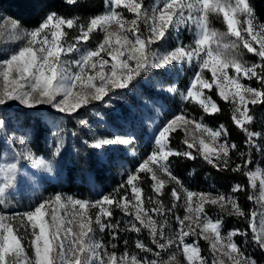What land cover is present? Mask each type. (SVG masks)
I'll use <instances>...</instances> for the list:
<instances>
[{"label":"snow or ice","instance_id":"snow-or-ice-1","mask_svg":"<svg viewBox=\"0 0 264 264\" xmlns=\"http://www.w3.org/2000/svg\"><path fill=\"white\" fill-rule=\"evenodd\" d=\"M63 3L77 7L84 6L86 0ZM105 5V12L87 18L50 10L31 29L15 18L0 17V51L5 53L0 58V105L10 101L29 109L49 105L60 113L72 114L93 101L104 100L115 89H128L149 69L180 63L197 69L190 85L180 92L182 100L197 103L211 115L221 109L204 89L215 90L232 105V120L245 133L247 144L253 145V138L262 135L246 126L254 120L248 105L264 104V23H259L251 0H154L150 7L144 6L143 0H105ZM121 8L132 14L131 18L118 11ZM213 15L222 16L226 31L211 27ZM182 30L193 32L191 43L180 40ZM96 32L103 35L95 47L80 46ZM173 32L174 47L153 51L157 42L167 44ZM17 43L18 48L9 47ZM241 46L258 61L243 60L238 51ZM253 79L259 88L243 82ZM164 90L180 91L175 86ZM78 123L85 126L87 121ZM4 127L5 122L0 119V129ZM178 130L184 133L183 151L171 147L170 137ZM134 140L132 136L97 137L89 146H128ZM153 142L152 152L119 186L123 194L117 189L95 201L56 194L24 213L0 214V264H180L176 253L165 258L172 246L184 257L185 264H259L234 240L248 233L233 229L222 234L223 218L209 217L205 208L212 205L229 216L245 217L252 241L264 252V169L244 172L253 189H257L259 178L258 195L248 199L261 205L259 212L253 209L245 213L232 194L195 193L185 188L173 174L169 159L201 157L220 171L238 172L251 163L250 152L239 151L228 140L223 124L212 129L203 117L196 119L186 113L166 121ZM61 147L62 141L58 140L53 156L59 155ZM234 151L244 160L243 167H231ZM24 155L34 167L53 171L52 162L35 156L31 149ZM19 171L15 162L0 164V204L5 207V193L16 185ZM141 173L150 177L154 196L143 195ZM169 184L174 185L171 206L161 199ZM241 190V185H235L231 192ZM182 198L185 214L175 217L178 229L169 235L167 214L179 206L177 202ZM115 209L128 218L123 227L119 220L112 222ZM153 213L160 219H154ZM97 231L109 232L110 247L96 239ZM144 231L155 248L141 239L135 241V248L151 254V258L130 252L127 247L118 252L120 232ZM200 239L208 242L211 261L202 255ZM124 244L127 246L128 241L124 240Z\"/></svg>","mask_w":264,"mask_h":264},{"label":"trees","instance_id":"trees-1","mask_svg":"<svg viewBox=\"0 0 264 264\" xmlns=\"http://www.w3.org/2000/svg\"><path fill=\"white\" fill-rule=\"evenodd\" d=\"M255 7L256 14L259 18V23H264V0H251ZM105 8V0H86L84 6L70 7L63 3V0H0V17H12L21 22V24L28 29L36 27L44 17L45 13L53 10L67 16L79 15L82 18L91 17L100 14ZM210 25L220 31H226V25L222 20V16H210ZM102 33L96 32L92 34V37H96V41L102 39ZM91 41V40H90ZM89 41V42H90ZM243 60L249 63H255L258 58L251 53H248L242 46L238 49ZM0 51V58H1ZM185 73H180L176 77V84L179 88H183L187 85L189 78L193 71L191 69H185ZM158 76H161V71L156 72ZM152 72H145L138 77L132 85L129 87V91H115V94L124 96L125 101H120L117 107L120 111L116 113L112 112V109L98 107L97 103L92 105H86L75 113L70 115L62 114L50 108H35L28 109L23 106H18L14 109L3 107L0 110L1 114L10 116L12 113V119L17 122L18 125L23 126L24 129L30 127L32 129L31 147L38 153H53L57 145V140L53 132V127L57 131L63 134L71 133L75 136L74 144L65 145V153L60 159L59 163L63 170V175L57 181H51L44 179V186L42 193L44 195H53L57 192L70 193L80 198L96 199L99 196L113 194L119 186L127 180L128 173L135 171L140 164L139 158L135 155L127 153L123 147L110 148L104 146L102 149H93L89 145L97 137H125L127 135L135 136L136 142H144L145 133L143 129L131 131V128L135 125V113L130 115L133 109L141 110L143 105L141 101L157 100L158 98L167 100L165 92L153 90ZM163 75V74H162ZM166 79L173 83L175 78L172 74L165 75ZM148 78V82H144L143 79ZM253 87L259 88L260 85L255 79L249 81ZM209 92V91H208ZM209 94L216 101L217 105L221 109L220 112L214 114H207L199 107L197 103L184 101L181 109L186 114H190L196 117H203L204 120L213 127H219L223 124L228 130V140L235 143L239 151L248 153L250 152L251 163L248 164L244 171L233 172L231 170L220 171L208 164L203 158L197 157L195 160H190L183 157H170L171 169L173 174L182 182V184L194 191H203L206 193L232 194L235 196L238 204L245 213H250L253 209L256 210L257 205L255 199L249 200L248 197L254 196V189L249 183V178L244 174L249 169L253 170L255 166L260 162L261 153L264 150V104L251 105L249 104L250 114L253 115L254 120L246 126L254 132L261 133L259 137H254L253 145L246 143L247 137L245 133L235 125L232 120V105L229 102L222 100L213 90ZM168 100L169 103H175L179 98ZM3 105H0V108ZM93 110H99L104 112V116L108 119V123L112 127H101L99 121L95 119L92 114ZM10 114V115H9ZM79 120L87 121L85 126L78 123ZM184 133L180 130L173 133L170 137L171 147L180 151L186 149V145L183 144ZM85 140L88 143H85ZM74 146V147H73ZM134 144L130 147L132 149ZM135 150H141L140 147H135ZM143 149V148H142ZM194 151V150H193ZM104 157H100V155ZM195 154V152H194ZM232 163L231 167H235L240 164L244 165V160L241 159L237 152L231 153ZM143 195L154 196L155 193L151 188V179L144 173H141ZM235 185H241L243 190L236 193H232L231 189ZM174 185L169 184L165 189V195L161 197L164 204L171 206L172 198L170 196L171 189ZM120 194H123L124 190L119 189ZM129 195H131L129 189ZM179 205V204H178ZM151 208L152 205H147ZM20 208L16 213H24ZM14 211V208L11 210ZM205 211L212 217L223 218V233H227L233 229H240L248 233L247 236L234 237V240L241 246L246 254L252 255L259 264H264V252L255 246L252 241V230L249 227L248 220L245 217L229 216L226 213H222L218 207L212 205H206ZM15 213V214H16ZM155 214V213H153ZM156 215V214H155ZM168 215L169 226L176 228L177 222L175 217L184 215V209L176 207L172 209ZM158 218V216H156ZM250 218V217H249ZM128 219L119 210H114L112 222L117 220L121 221L123 227V221ZM97 240L110 247L109 241L111 236L108 231L96 232ZM120 239L118 241V252H123L125 247L130 252L138 253L140 256L147 255L151 258V254H145L135 248V241L137 239L144 240L150 247L155 248L151 244V240L147 231L137 234L134 232H120ZM124 240L128 241L127 246L124 244ZM199 244L203 249L202 255L208 254V242L200 239Z\"/></svg>","mask_w":264,"mask_h":264},{"label":"rangeland","instance_id":"rangeland-1","mask_svg":"<svg viewBox=\"0 0 264 264\" xmlns=\"http://www.w3.org/2000/svg\"><path fill=\"white\" fill-rule=\"evenodd\" d=\"M143 3H144V6L150 7L154 3V0H143ZM105 11H106V5H105L104 10L101 13H103ZM118 11H124L125 15L128 16L129 18H131V16H132V14L127 13V11L122 9V8L118 9ZM175 38H176V33L173 32L172 37L170 38V40L168 41L167 44H164V42H157L156 44H154L152 46L153 51H164L165 48L174 47L176 44ZM193 38H194V34L191 31L182 30L180 33V40L184 44L191 43ZM20 43H22V42H20ZM20 43L10 45L9 47L18 48L20 46ZM96 43H97L96 37L93 36L90 42L85 43L82 41L80 46L81 47H95ZM1 56H2L1 58H3L5 56V53L3 51H1ZM108 59L110 60L111 58L108 57ZM185 69H191L193 71V73L191 74L187 85L184 86L183 88H179L177 86V84L175 83L176 77L180 73H185L186 72ZM153 70H154L155 74L152 76L151 86H152L153 90H155V91L165 92L167 100L160 99V98H158L157 100L144 99L141 101V104L143 105V108L141 110H135V112L133 109L131 110L132 112L130 113V115H133V113H135L134 116H135V120H136L135 121L136 123L131 128V131H134V130L138 131L139 128L143 129V131L145 133L144 142L140 143V142H136L134 140V143H133L134 146L132 149H130V147L132 145H128V146H126V145H107L110 148L123 147L127 151V153L137 156L139 158L140 163L145 158H147V156L152 152L153 147H154L153 137L158 132L159 128H161L166 123V121L171 119L173 117V115L185 113V111H183L181 109V107H182L181 105L184 102V100H182L180 92L185 91L187 89V87L190 85V81L194 77V73L197 69L192 67V66H189L188 64L176 63L173 65H169L166 68L149 69L148 72H152ZM158 71H161V76H158V74L156 73ZM164 74L165 75L172 74L175 78V81L173 83L169 82L166 79V77L164 76ZM207 75L210 76L211 73H207ZM143 81L148 82L149 79L144 78ZM243 82L246 84H249V83H247V80H244ZM170 86H175L180 91H178L176 93H170V92H167L164 90ZM214 87L215 86H213V88ZM117 90L129 91V88L128 89H115L113 92H110L109 95L104 98V100L93 101L89 105L97 103L98 107L100 105H102V107L112 109V112H114V113H116L117 111H120L119 108L117 107V104L120 101H125V99H124V96H119V94H115V91H117ZM208 91H209L208 89H204V93L210 95ZM175 96H177L179 98V100H177V102H175V103H169L168 100L175 99L174 98ZM212 99H213V97H212ZM98 103H100V105ZM4 106H6V108L14 109V108H16L18 106H22V105H19L18 102L10 101L6 105L1 106L0 110H3ZM23 107H25V106H23ZM25 108H27V107H25ZM35 108L36 109L37 108L54 109L49 105H39ZM35 108H31V109H35ZM80 109H78V110H80ZM55 111H57V110H55ZM10 114H9L10 116H8V115L6 116L5 114L0 113V119L4 120V122H5V127L3 129H0V164L6 163V162H15L18 164V168L20 169V171L18 173L16 185L13 188L7 190L5 193V202L7 204V207H5L3 204H0V214L13 215L16 212H18V210L20 208L23 209L22 210L23 212L32 210L43 199H48L49 197L54 196L56 194H61L62 196H72L76 199L88 200V201H95V200H98L102 197V196H99L96 199L80 198V197L75 196L73 194H70V193L67 194L64 192H57L56 194H53L50 196L44 195L42 193V188L44 186V179H48L51 181H57L63 175V170H62V167L60 166L59 161L63 157V155H65V153H62L64 151V146L66 144L67 145L74 144L75 136L71 133L63 134L62 132L57 131V129L55 127H53V132L59 133L58 136L55 135L56 140L62 141V147H61V151H60L59 155L53 156V153H38L31 147L32 129L30 127L24 129L23 126L18 125L17 122L12 119V117H11L12 113L11 112H10ZM62 114H65V113H62ZM92 114L94 115L95 119H97V121H99L101 127H108V128L112 127V125L108 123V119L104 116V112L99 111V110H93ZM68 115H70V114H68ZM187 115L190 117H195L196 119L200 118V117H196V116H193L190 114H187ZM204 122L212 129L219 128V127H213V126L209 125L205 120H204ZM127 136H129V135H127ZM131 136L135 138L134 135H131ZM21 139L24 140L23 144L21 143ZM56 147H57V145H56ZM135 147H140L141 150H135L134 149ZM27 149H31L33 154L37 157H44L45 159L50 160L53 164V171L49 173L47 171H44L42 169L34 167L32 162L25 158L24 153L26 152ZM55 149H54V151H55ZM100 157L103 158L104 155L101 154ZM261 158L262 159L260 160V162H258V164L255 166V168L253 170H255L256 168L264 169V150L261 153ZM0 183H2V176H0ZM256 183H257V189H254V197L256 195H258L259 178L257 179ZM184 187L187 188L188 190L192 191V192H195V193H206L203 191H194V190H192L186 186H184ZM194 200H195V198H194ZM177 203L179 204V208L184 209L183 198L180 201H178ZM256 205H257L256 211L259 212L261 210V205L257 204V203H256ZM13 208H14V211H11ZM92 211L95 212L96 210L93 209ZM184 214H185V211H184ZM152 215H153L154 219H160V217L156 218L155 214H152ZM258 220H259V217H257V221ZM177 229H178V224L176 225V228L171 227L168 224L166 231L169 235H172L176 232ZM222 234H226V233H223V231H222ZM172 253L177 254V259L180 261V264H185L184 257L177 252V249L175 246H172L170 249H168L166 251V253L164 254L165 258H167V256L171 255ZM207 254H208L207 256L209 257V261H211V257L209 255V252Z\"/></svg>","mask_w":264,"mask_h":264}]
</instances>
